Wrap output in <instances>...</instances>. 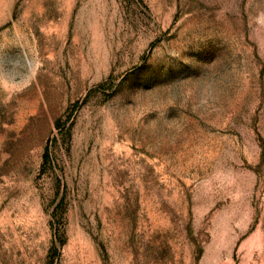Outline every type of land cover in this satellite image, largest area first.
Instances as JSON below:
<instances>
[{
  "label": "rangeland",
  "instance_id": "rangeland-1",
  "mask_svg": "<svg viewBox=\"0 0 264 264\" xmlns=\"http://www.w3.org/2000/svg\"><path fill=\"white\" fill-rule=\"evenodd\" d=\"M0 264H264V0H0Z\"/></svg>",
  "mask_w": 264,
  "mask_h": 264
}]
</instances>
